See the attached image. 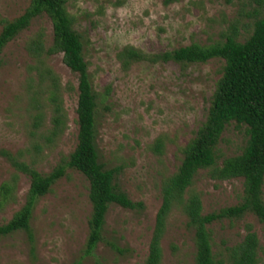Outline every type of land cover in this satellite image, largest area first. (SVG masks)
Masks as SVG:
<instances>
[{
  "label": "rangeland",
  "instance_id": "obj_1",
  "mask_svg": "<svg viewBox=\"0 0 264 264\" xmlns=\"http://www.w3.org/2000/svg\"><path fill=\"white\" fill-rule=\"evenodd\" d=\"M31 0H0L2 21L19 17ZM75 30L82 36L84 58L93 91L98 95L96 148L105 169L119 168L117 188L141 208L112 204L105 216L102 241L92 254L85 253L92 207L89 183L76 170L67 169L33 210V239L20 230L0 238V264H144L161 205L162 181L172 175L180 150L205 121L223 61L210 60L185 68L173 62H138L124 70L117 54L127 45L148 55L187 46L208 45L237 26L240 41L250 32L255 18L264 15L254 0H69ZM43 34L51 46V20L45 15L10 41L0 53V185L17 176L13 198L0 212L7 223L25 204L30 179L18 172L7 155L33 164L41 174L50 173L75 149L78 126V75L63 63L62 54L44 57L59 77L67 114V129L52 143L44 139L50 112L34 129L37 106L46 103L33 67L36 61L26 46ZM108 91V94L106 93ZM161 138V154L152 146ZM245 127L228 125L217 145V164L241 153ZM192 188L200 194L203 214L237 205L243 195L240 178L213 180L200 170ZM264 199V185H263ZM250 224L259 240L258 264H264V225L251 213L240 219H223L209 225L216 259L226 263L227 249L240 243ZM194 231L180 209L168 217L161 240L160 264H195Z\"/></svg>",
  "mask_w": 264,
  "mask_h": 264
},
{
  "label": "trees",
  "instance_id": "obj_2",
  "mask_svg": "<svg viewBox=\"0 0 264 264\" xmlns=\"http://www.w3.org/2000/svg\"><path fill=\"white\" fill-rule=\"evenodd\" d=\"M177 0H165L166 4ZM262 8L264 0H254ZM69 0H31L29 6L16 19L2 21L0 53L31 22L45 14L52 23V43L45 47L43 34L31 38L26 46L29 55L36 61L39 87L46 96V103L37 106L33 128L40 129L44 122V108L50 112L49 128L44 139L52 143L67 129V114L63 94L65 89L59 77L46 65L44 57L62 54L63 63L78 75L76 124L77 143L74 151L62 159L48 174H41L33 164L7 155L9 162L30 179L25 204L5 224L0 225V238L17 231L26 232L33 239L30 228L32 213L37 201L49 193L52 186L65 176L67 169L81 173L89 183V200L92 207L89 219V236L85 253L90 255L102 241L105 216L112 204L123 208H141L133 203L115 184L119 168L105 169L99 161L96 148V120L98 95L93 91L84 58L82 36L75 30V17L68 11ZM237 26L228 29L218 41L208 45L192 43L158 55H148L130 45L122 48L117 59L124 70L138 62H173L185 68L191 64H205L210 60L223 61L221 76L216 82L210 99L205 121L195 135L180 150L182 158L176 171L165 178L161 185V205L155 217L148 255L144 264H160L161 240L165 234L168 217L174 209H180L187 218V226L194 231L195 264H223L216 259L212 248L209 225L223 219H240L253 214L264 225V15L255 18L248 36L240 41ZM108 94V91H106ZM231 123L245 127L246 143L241 153L217 164L218 142ZM161 154L163 142L157 138L152 146ZM200 170H207L213 180L240 178L243 181L241 201L217 212L203 214L200 194L192 186ZM17 176L0 185V212L13 198ZM242 241L227 249V264H258L259 240L250 224L245 225Z\"/></svg>",
  "mask_w": 264,
  "mask_h": 264
}]
</instances>
